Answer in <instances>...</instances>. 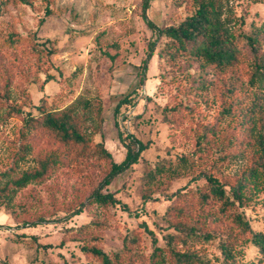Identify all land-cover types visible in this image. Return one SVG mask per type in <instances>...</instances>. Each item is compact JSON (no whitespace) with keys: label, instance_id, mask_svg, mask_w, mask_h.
Listing matches in <instances>:
<instances>
[{"label":"rangeland","instance_id":"374dc122","mask_svg":"<svg viewBox=\"0 0 264 264\" xmlns=\"http://www.w3.org/2000/svg\"><path fill=\"white\" fill-rule=\"evenodd\" d=\"M149 1V18L160 27L176 26L192 12L187 0ZM144 2L50 0L49 17L39 1L33 7H2L0 65L6 52L12 51L4 45L10 32L24 38L35 34L38 44L48 41L46 45L56 50L50 58H42L44 69L55 79L44 84L46 74L35 75V58L28 60L34 67L26 63L23 68L37 81L18 78L11 87V103L34 113L43 98L53 110L75 106L81 115L89 116L86 133L95 142H104L118 163L124 160L126 144L130 143L127 135L150 141L151 145L139 163L104 190L115 193L130 212L119 205L108 208L93 202L69 217L86 202L108 171L109 162L89 167L85 172L63 166L41 183L32 182L20 189L10 187L9 195L0 196V264H87L79 243L70 237L75 228L87 225L90 232L102 236L100 246L109 252L122 250L125 236L139 233L141 243L137 250L148 257L153 251V238L145 227L164 247L165 235L170 231L162 217L170 201L158 190L153 192V200L142 202L146 162L153 169L165 166L164 174L153 173L151 185H164L173 192L187 184L192 189L206 184L200 178L204 170L222 182L236 180L255 166L260 128L252 131L249 120L258 122L259 116L252 108L261 106L264 129V96L249 85L241 70L217 75L203 71L187 59L166 64L158 56L164 42L161 39L146 80L139 87L138 66L146 58L149 44L156 39L142 15ZM227 5L237 18L245 17L246 31L264 26V0H229ZM134 90L137 93L131 103L115 116L118 101ZM171 107L179 109L178 126L164 120L162 109ZM6 115V109H0L1 187L37 166L32 152L23 161H17L23 122L21 117L6 119ZM250 190L251 199L240 209L254 232L264 233V183ZM12 211H18L21 218L27 215L30 222L38 224L18 227ZM194 249L218 264L216 241L201 242ZM241 258L250 264H264V255L251 244L243 247Z\"/></svg>","mask_w":264,"mask_h":264},{"label":"trees","instance_id":"16d2710c","mask_svg":"<svg viewBox=\"0 0 264 264\" xmlns=\"http://www.w3.org/2000/svg\"><path fill=\"white\" fill-rule=\"evenodd\" d=\"M37 1L44 7L45 15L51 16L50 0H4L0 4V15L2 7H33ZM228 3L229 0H187L192 12L176 26L160 27L149 18L150 1L145 0L142 15L156 39L149 44L147 56L138 66L139 87L146 80L149 63L156 53L158 41L164 39L158 56L166 64L174 65L178 59H187L197 63L203 71H211L217 75L241 70L248 77L249 85L264 96V26L253 28L251 32L246 31L245 17L237 18L231 14ZM36 40L35 34L24 38L17 32H10L4 40V45L12 51L6 52V59L0 65V109H6V119L17 116L23 122L17 161H23L28 152H32L35 153L37 166L22 172L10 184L0 186V196L9 195L10 187L20 189L32 182L41 183L63 166L85 172L89 167L109 162L108 171L86 202H82L69 217L81 213L93 202L108 208L119 205L130 212L129 206L122 203L115 193L104 190L119 175L139 163L142 154L150 148V141L144 142L133 135H127L130 143L126 144L124 160L118 163L104 142H95L86 133L89 116L81 115L75 106L53 110L43 98L41 104L35 106L37 113H34L26 111L22 105L11 103V87L18 78L27 82L37 81L32 80L26 68H23L28 60L35 58V75L46 74L44 84L55 79L44 69L42 58H50L56 50L53 46L46 45L48 41L38 44ZM114 57L111 56V59L114 60ZM22 58L25 60L22 61ZM28 64L34 67V64ZM20 90L23 91V87ZM136 93L137 90H134L118 101L114 110L115 116L125 104L131 103L132 96ZM260 107L252 108L253 113L259 116L258 122L249 120L250 125H253L252 131L256 130L255 127H259L260 131L256 138L259 154L255 156L256 164L248 174L236 180L226 179L221 182L204 170L200 178H204L206 184L195 189L187 184L173 192L164 185H151L153 173L164 174L165 166L157 165L153 169L146 162L142 177L145 184V188L141 190L142 202L153 200L152 194L158 190L165 200L170 201L162 217L167 231H170L165 235V246H160L153 232L145 227L153 238V251L150 256L138 252L141 236L135 232L131 236H125L122 250L109 252L100 246V234L90 232V225L82 226L75 228L70 237L79 243L87 264H214L206 254L194 249L196 244L211 241L217 242L220 253L218 264H250L241 260L243 247L248 244L264 255V233L254 232L247 216L240 209L251 199L250 188H258L264 183V129L261 126ZM162 112L166 123L178 126L179 109L163 108ZM16 168L17 166L14 171ZM11 214L20 228L38 224L30 222L27 215L21 218L18 211H12Z\"/></svg>","mask_w":264,"mask_h":264}]
</instances>
